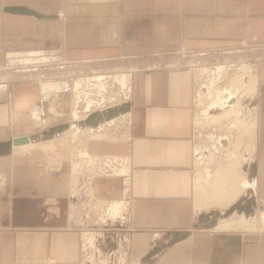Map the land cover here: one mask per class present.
<instances>
[{
  "label": "crops",
  "instance_id": "obj_1",
  "mask_svg": "<svg viewBox=\"0 0 264 264\" xmlns=\"http://www.w3.org/2000/svg\"><path fill=\"white\" fill-rule=\"evenodd\" d=\"M245 63L256 68V145L247 160L240 153L232 161H241L238 174L251 186L241 185L244 191L224 209L199 210L198 99L209 86L226 88L223 78ZM112 73L122 79V98L98 95L96 87ZM55 79L77 90L47 96L46 117L49 103L86 119L113 97L130 104L132 140L94 138L95 127L83 126L76 129L87 137L74 140L66 130L0 155V264H141L155 241L166 244L179 233L187 235L163 250V264L207 262L218 237L236 241L242 264L249 239L264 257V0H0V81L9 82L0 91V143L49 128L37 130L33 112L40 85ZM55 140L53 148L60 141L66 148L58 156L33 151ZM75 143L87 152L78 160ZM126 174L132 187L124 204ZM81 184L88 185L93 212L80 202ZM242 199L250 212L222 218ZM214 213L216 226L243 219L255 233L215 232L206 227L209 217L199 220Z\"/></svg>",
  "mask_w": 264,
  "mask_h": 264
},
{
  "label": "rangeland",
  "instance_id": "obj_2",
  "mask_svg": "<svg viewBox=\"0 0 264 264\" xmlns=\"http://www.w3.org/2000/svg\"><path fill=\"white\" fill-rule=\"evenodd\" d=\"M194 64L199 65L197 66L198 68L204 67L202 60L197 59L195 60ZM119 73L120 72H118V74ZM118 74H113L112 77H110L109 79H106V82H107L106 88L108 90V93H111L113 95L117 94L119 95V97H121L126 90H124V88L121 86V82H120L121 80L118 79ZM233 76H234V73L230 72L229 74H227V77L223 78L225 83L227 79H231ZM100 79H105V77L103 76ZM55 80L58 81L60 79H55ZM102 81H105V80H102ZM99 88L100 90L102 89V91H104L103 88L98 86L96 87L97 92H99ZM102 91L100 93H102ZM121 91H124V92L121 93ZM201 94L200 96H202ZM240 95H241V98H240L239 108L237 109V113L235 112L234 114L233 113L230 114L228 118L223 119L219 123L211 124L209 126H202V124L200 123L197 124V122H200L198 118H204L202 114H200L201 116L198 115V118L196 119L195 130L198 133H200V134L196 133L197 134V145H198L199 152H200V158L197 161L196 177H195L197 180L196 181V195H197L196 201L199 200V202L203 204H206V202H208V199L213 197V194L209 193V191L212 185H214V183L219 180L218 177L216 176L218 170H221V169L226 170L227 167L231 163L235 164L236 161L238 160L232 161V159L236 157L237 154L245 153V155L243 156V159L247 160L249 153H251L253 150L252 148L247 147V142L249 140V134H247V131L245 132V130H246V127L250 123H252L253 120H257L255 93L253 95L252 94L249 95L241 91ZM43 100L44 99L42 97V86L40 85V99H39V102L36 104V107L37 106L43 107L42 106V104L44 105V103L42 102ZM71 120L72 118L70 117V115H68L67 110L64 106H62L61 104H49L48 103V117H46V123H41L40 121H35V120L34 122L39 127L37 128V130L40 131V129L42 128H46V127L50 128L53 126L61 125V123H64L66 121H71ZM128 127L129 126L127 125V127H123L120 130H117L116 133L125 134L127 132ZM56 141L57 140L53 142L48 141V143L50 142L52 143V145L50 148H47V149L42 148L41 145H36L33 151H35L37 154H40L42 156H46L50 159L54 158L58 156L65 148L61 144L63 141H60L58 143L59 145L53 148ZM52 168H53L52 170H55L57 172L60 171V167L56 163H54ZM239 176L241 177V179L243 178L242 175H239ZM223 179H226V177H224ZM244 181L249 183L247 185L248 187L251 186V183L245 177H244ZM87 188H88L87 184H83V186L81 184L79 188L77 187L78 189L77 194L80 198V202L84 201L86 204L91 199L89 198V195H88L89 193H88ZM85 206L88 212H93L92 206H89L88 204ZM204 208L206 207L204 206ZM78 210H80L78 209V206L73 207L72 215L74 216L75 220H76V217L79 215ZM260 229H262V231L264 232V227L260 226ZM239 231H244V230L241 229ZM245 231H246L245 232L246 234L249 233L247 232L248 231L247 229H245ZM234 232L237 233V231H227L226 233H224V235L232 234ZM163 239L165 240V238ZM218 240H219V243L213 249L212 259L207 258V262L198 261L196 264H242L240 263L242 252L240 250L241 253L240 252L238 253L236 241H234L231 237H228V239H222V237H218ZM168 243L169 242H167L166 244H162V242L160 243L159 240L155 241V244L151 245L152 249H150V251H148V253L140 260V263L149 264L148 262H144L143 260L152 252V250H154L155 248L161 247L162 248L161 251L155 254L154 256H152L151 258L153 260L152 264H163L162 262H160L158 257L161 254H163L162 252L164 249L169 247V246L165 248L162 247L163 245H167ZM199 254H201V252ZM243 258H244V264H264V257L261 255L259 256L257 243H254L251 239L246 240L245 242ZM197 259L203 260L204 255L198 256Z\"/></svg>",
  "mask_w": 264,
  "mask_h": 264
},
{
  "label": "bare ground",
  "instance_id": "obj_3",
  "mask_svg": "<svg viewBox=\"0 0 264 264\" xmlns=\"http://www.w3.org/2000/svg\"><path fill=\"white\" fill-rule=\"evenodd\" d=\"M245 64H247V63H245ZM234 66H235V64H234ZM213 70H215V69H213ZM233 72H234V76L228 80V85L226 88L219 89V88H214L213 86H211V87L209 86L207 94L202 93L201 94L202 96H199L198 101H199V104L200 103L202 104V107H203L202 108V115L204 116V118H198L200 122H197V124L200 123V124H202V126H209L211 124L219 123L223 119L228 118V116L230 114H232V113L234 114L235 112L237 113V109L239 108V104H240V98H241L240 92L241 91H243L245 94H249V95L250 94L253 95L255 93L257 83H256L255 74L253 72H251L249 69L242 71V70H236L235 68H233ZM214 73H215V71H214ZM208 75H210V74H208ZM222 75H224V74H222ZM107 76H109V75H107ZM127 78H128V75H127ZM123 80H125V78ZM212 82H213V84H215L214 80ZM126 83H125V81H122V85H125ZM205 86H207V84ZM57 88H58L57 84L53 83V82H48V83H45L43 85V90L46 92V96H48L49 90H57ZM209 97H210V100L206 102L205 100H208ZM46 99H47V97H45V100ZM124 103L125 102H123V103L119 102L118 103V101L117 102H111V103H104L103 107L105 110H107L108 108L117 107V106H120ZM89 104L90 103H88V105ZM42 106L43 107L37 106L35 108V110L33 112V117L36 121H40L41 123H46V110L44 109L43 104H42ZM87 110H88V108H87ZM101 111H103V110H101ZM77 113L78 112L76 111V109H74V111L72 113L73 116L71 117L72 120L68 123L69 128L67 129L68 133L71 134V138L74 140L77 138V135H78V130L76 129L77 127H79L78 123L80 121L85 120V118H82ZM84 113H86V112H84ZM126 113L125 114L128 115L129 111ZM120 115H122V114H120ZM126 115H123V117H125ZM114 118H116V117H114ZM114 118H112V119H114ZM119 118H121V117H119ZM119 118L114 119V120L110 119V120H108V122L106 124L111 125L113 122H116ZM100 126H102V125L99 124L98 127H100ZM73 127H74V129H72ZM103 128H104V126H103ZM246 131H247V134H249V140L247 142V147H250L253 149L255 138H256V132H257V120H253L252 123H250L246 127L245 132ZM65 132H66V130L62 134H64ZM62 134L57 136V137L62 136ZM91 134H92L91 136H93L94 138H98V139H103L107 136L105 131H99V132H95V133H91ZM113 137H114V135H113ZM50 140H52V139H50ZM114 140H116V136L114 137ZM50 142H53V141H50ZM50 142L49 143L48 142L40 143L41 147L44 149L50 148L52 145V143H50ZM30 147H33V145H30ZM81 155H83V156L87 155V152L82 151ZM241 165H242L241 161H239V162L236 161L235 164L231 163L227 167L226 170H224V169L218 170L216 176L218 177L219 180L216 181L214 183V185H212V187L209 191V193L213 194V197L211 198L212 200H210L208 204L207 203L203 204V203L199 202V200H198L196 202V209H199V210L204 209V206L205 207H213V208L215 207V208L224 209V208L228 207L235 199H237V197L244 191L243 186H247L249 184L248 182L244 181V178L241 179V177L238 175V168ZM126 175H128V174H126ZM126 175H124V176H126ZM224 177H226V179H223ZM79 183H80V181H79ZM241 185H243V186H241ZM123 194H125L124 191H123ZM125 201L127 202L126 197H125V199H123L124 204H125ZM118 210H119V208L114 207L113 212L116 213V212H118ZM243 222H245L243 219L228 220V221H225L224 223H221L217 227L215 226L216 228L214 231L215 232H226V231H239L241 229H243L245 231V229H247L248 230L247 232L250 231V233H252V234L255 233L254 232L255 231L254 226H251L249 224H245ZM252 234L250 235L251 237H252Z\"/></svg>",
  "mask_w": 264,
  "mask_h": 264
},
{
  "label": "water",
  "instance_id": "obj_4",
  "mask_svg": "<svg viewBox=\"0 0 264 264\" xmlns=\"http://www.w3.org/2000/svg\"><path fill=\"white\" fill-rule=\"evenodd\" d=\"M128 111H130V104L125 103L117 107L108 108L107 110H104L101 112L100 111L93 112L84 121H80L78 124H79V127H83V126L97 127L100 123L108 121ZM68 128H69V124H61V125L50 127L47 130L41 133L35 134V135L21 136V137L14 138L13 140L8 141V142L0 143V155L9 154L11 152L12 147H18V146L27 145V144L34 143V142L54 139L57 136L61 135ZM246 202L247 201L245 199L240 200L238 203L232 206L229 210H227L222 215V217L228 218L235 211H237L240 214L243 212L247 214L248 212H250V210L248 208L249 202L247 203ZM212 216L214 217L212 218ZM216 216H217L216 213H214L213 215H208V216L205 215V216H201L199 220L203 221L204 219H207L209 217L211 220H210V223L208 224L209 226H206V227L214 228L217 224ZM186 235L187 234L185 233L175 234L173 240H171L167 245H163L162 247L165 248L167 246H170L176 243L177 241H180L181 239H183L184 236ZM161 249H162L161 247L155 248L143 261L148 262L149 264H152L153 260L151 257L157 254L158 252H160Z\"/></svg>",
  "mask_w": 264,
  "mask_h": 264
},
{
  "label": "built area",
  "instance_id": "obj_5",
  "mask_svg": "<svg viewBox=\"0 0 264 264\" xmlns=\"http://www.w3.org/2000/svg\"><path fill=\"white\" fill-rule=\"evenodd\" d=\"M233 68H235L236 70H247L249 69L251 72L255 73V70L256 68L252 65V64H237L235 65ZM102 78V77H101ZM103 80V79H102ZM50 82H53V83H56L58 88L57 90H49L48 91V96L52 93H55V94H65V93H71L73 92L74 90L76 91V89L74 88L72 82L70 80H67V79H60V80H53V81H50ZM101 88L104 89V91H102V89L100 90L99 88V92H98V95H105L108 90H107V86L105 85H102V86H99ZM9 90V84L7 81H0V91H8ZM102 91V93H100ZM42 97L43 99H45L46 96V92L43 90V87H42ZM106 99V98H104ZM104 101H107V103H111V102H117V99L116 98H109L107 100H103L100 101V102H104ZM104 104V103H103ZM104 106V105H103ZM107 109V108H106ZM103 111L105 110L104 108L102 109ZM127 114V113H126ZM125 113L114 118V119H117L119 118L116 122H113L111 125H107L106 123L108 121H105L103 122L100 126V127H95V128H90V131L92 133H95V132H99V131H105L106 136L105 138L110 140V141H116V142H123V143H130L131 140H132V137L130 134H128V132H126L125 134H119V133H116L117 130H120L121 128L123 127H127V125L129 126L131 124V117L128 115H126ZM123 115H126L125 117H123ZM112 119V120H114ZM104 126V128H103ZM115 131V132H114ZM79 134L77 135L80 136L81 138L86 136V133L84 131H81L78 132ZM116 136V140H114V137ZM89 136V135H88ZM75 153L77 154L75 159L78 160L79 156H81V151H82V146L79 144V143H75ZM131 187H132V182H131V178L129 175H126L123 177V191H124V196L127 198L129 196V194L131 193ZM127 202H129L128 199H126Z\"/></svg>",
  "mask_w": 264,
  "mask_h": 264
}]
</instances>
